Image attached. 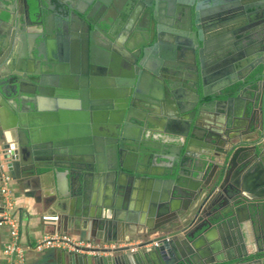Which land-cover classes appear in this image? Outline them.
<instances>
[{
	"label": "flooded vegetation",
	"instance_id": "1",
	"mask_svg": "<svg viewBox=\"0 0 264 264\" xmlns=\"http://www.w3.org/2000/svg\"><path fill=\"white\" fill-rule=\"evenodd\" d=\"M0 38L7 39L0 42V84L9 95L15 74L27 91L32 75L56 81L65 91L45 93L42 103L77 102L104 166L118 158L140 172L119 169L122 178L143 191L161 188L155 204L139 203V223L115 210L108 221L117 235L119 224L138 232L123 240L130 248L109 257L264 264V0H0ZM36 38L47 55L77 62L79 73L57 76L30 59ZM194 63L205 84L200 70L185 71ZM10 115L0 106V144ZM194 124L207 136H191ZM185 140L188 155L199 158L198 176L186 160L174 172ZM103 194L118 195L108 187Z\"/></svg>",
	"mask_w": 264,
	"mask_h": 264
},
{
	"label": "water",
	"instance_id": "2",
	"mask_svg": "<svg viewBox=\"0 0 264 264\" xmlns=\"http://www.w3.org/2000/svg\"><path fill=\"white\" fill-rule=\"evenodd\" d=\"M83 43H86V37ZM113 38V37H110ZM1 44L7 43L6 38H0ZM31 55L30 59L37 60L39 64L47 66L49 69L55 68V74L58 76L63 74V71L71 74H78V64L67 58H61L58 56L47 55L43 51V38H36L31 41ZM92 44L87 38V45ZM89 48V47H88ZM85 66L88 61L85 57ZM63 64V65H62ZM89 65L93 64L92 55L89 54ZM62 65V66H61ZM83 66V65H82ZM66 69V70H64ZM199 70L202 77V82L205 84V76L202 75L203 68L199 66ZM198 67L196 63L192 67H187L185 71L197 74ZM1 71V69H0ZM52 70H50L51 72ZM16 83L12 85L13 90L10 88V93L7 92L6 83L0 84V106L5 108L11 115L10 120L7 121L9 129H4L2 134V145L13 149L14 162L11 167V171L15 177L20 176V172L29 176L37 175L39 170L44 172L38 174L43 175L46 182L45 188L50 191L46 193L45 201L47 204H54L63 207V213H66V209L70 203L69 215L71 217L73 209H76V205H79V210L85 212L83 216L97 218L98 230L102 232L103 240H109V242H116L117 229L114 223L111 226L110 217L115 218L118 216L117 211H123L125 218L128 222L139 223V203L146 200H151L150 203L155 204L159 198L161 188H152L153 191H143L140 186L134 184L133 178L128 180L122 178V174L118 173L119 169L125 173L132 172L139 174L134 169H131L123 164L118 163L114 167L104 166V159L99 157L96 151L94 154L93 140L96 139L95 135L91 133V128L86 114L79 112V105L77 102H59L57 100H50V105H44L42 98L45 97V93H48V97L52 98L54 92L65 91L62 87L56 84V81L46 82L42 75H32L33 90L27 91L23 86L22 77L15 74ZM133 77V76H132ZM131 77V78H132ZM55 79V78H54ZM53 79V80H54ZM5 81V79L3 80ZM198 81V80H197ZM1 82V81H0ZM137 78L133 77L127 86L130 88L128 98H134V93L137 92L135 84ZM191 85V80L186 81ZM5 84V85H4ZM47 90L45 92L44 90ZM67 90V89H66ZM8 101H7V100ZM58 106H63L58 108ZM180 106V105H179ZM83 107V106H82ZM85 108V107H84ZM194 107V112H200V109ZM196 115V114H195ZM136 122L140 123V120L136 119ZM80 123H84L80 124ZM196 131H203V138L207 136V131L202 129L199 125L194 124L193 130L189 133L193 137H199L200 134ZM185 149L184 156H180L177 164L174 165V172L179 168L181 169L180 161L186 164H195L197 167V156L188 155L192 152L187 145V140L182 144V148L179 155ZM177 156V154H176ZM175 158L171 159L174 160ZM170 161V160H169ZM176 161V160H175ZM187 162V163H186ZM98 173L102 175L96 179L94 175V166ZM199 168L192 170L191 176L196 174L198 176ZM107 172H110L109 181L106 178ZM180 172V171H179ZM104 174V175H103ZM127 175V174H125ZM153 176L151 174H147ZM155 175V176H166ZM179 173H177V176ZM94 176V177H93ZM128 176V175H127ZM168 176V175H167ZM172 176V173L170 174ZM156 185V183L154 184ZM116 189L117 196L113 200L112 195H104V189L106 188ZM96 188L101 191L96 192ZM54 190V192H53ZM140 190V191H139ZM191 189H187L189 191ZM52 191V192H51ZM107 196V197H105ZM105 198L106 201L100 200ZM109 197V198H108ZM122 201L123 204H116ZM58 200V201H57ZM2 199L0 196V205ZM58 205V206H57ZM66 207V208H65ZM65 208V209H64ZM123 214V213H122ZM68 220V217L66 216ZM63 234V233H62ZM163 247H157L156 249L162 250ZM70 256L71 264H102V257H87L83 256L79 258L77 254ZM136 255L123 256L122 260L130 261L135 258ZM108 258V257H106ZM92 261V263H91ZM164 264H172L169 261H165ZM190 264V262H187Z\"/></svg>",
	"mask_w": 264,
	"mask_h": 264
},
{
	"label": "crops",
	"instance_id": "3",
	"mask_svg": "<svg viewBox=\"0 0 264 264\" xmlns=\"http://www.w3.org/2000/svg\"><path fill=\"white\" fill-rule=\"evenodd\" d=\"M9 129L7 125L4 129ZM44 172L39 170L38 174ZM29 176L20 172L19 177H14L12 194L16 203V217L20 223V240L25 249L35 244L44 235H63L70 236L77 239H84L89 241H97L108 243L109 240H103L102 232L98 229L96 224L97 218L83 216L85 212L79 210V205H76V209H73L71 217L69 212L71 206L70 203L66 209L67 212L63 213V207L54 204H47L45 201V194L50 193L45 188V178L43 175ZM52 192V191H51ZM54 192V190H53ZM100 200L106 201L105 198ZM58 201V200H57ZM64 208V209H65ZM1 209V205H0ZM45 216H57L56 221H46ZM68 217V220L66 219ZM118 238L116 241H123L127 237H133L137 234V228L125 229L121 224L118 225ZM133 229V230H132ZM63 233V234H62ZM12 240L11 232L7 227L0 228V264H7L8 258L5 256V246ZM79 258L83 256L78 255ZM121 254H116L113 257H102V264H157L155 261H147L139 259V256L131 259L130 261L122 260ZM26 264H71L70 256L62 252L44 251L34 252L27 249L25 253ZM94 258V257H91ZM92 263V261H91ZM85 264V263H83ZM160 264V263H158Z\"/></svg>",
	"mask_w": 264,
	"mask_h": 264
},
{
	"label": "built area",
	"instance_id": "4",
	"mask_svg": "<svg viewBox=\"0 0 264 264\" xmlns=\"http://www.w3.org/2000/svg\"><path fill=\"white\" fill-rule=\"evenodd\" d=\"M14 162L13 149L0 144V194L2 204L0 209V228L7 227L11 232L12 240L5 246L4 253L8 258L7 264H26L25 253L27 249L34 252L54 251L67 255L77 254L87 257H109L113 251L130 248L125 241L97 242L77 239L63 235H44L35 244L24 248L20 240V223L15 215L16 203L12 194L13 173L11 171ZM57 216H45L46 221H56Z\"/></svg>",
	"mask_w": 264,
	"mask_h": 264
}]
</instances>
